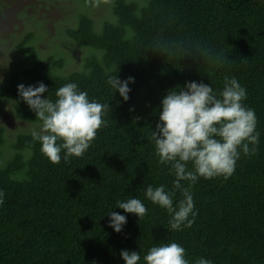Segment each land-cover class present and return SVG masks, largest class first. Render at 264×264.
<instances>
[{"label":"trees","instance_id":"obj_1","mask_svg":"<svg viewBox=\"0 0 264 264\" xmlns=\"http://www.w3.org/2000/svg\"><path fill=\"white\" fill-rule=\"evenodd\" d=\"M112 11L100 29L86 13L66 28L85 52L65 73L55 71L66 67L63 58L39 55L32 32L15 46L29 65L12 74L10 85L0 84V99L13 102L17 118L40 122L18 96L19 84L43 82L49 91L42 98L55 101L59 87L76 83L109 108L81 157L54 164L31 132L17 135L8 156L0 150V264H125L123 249L140 252L144 264L152 246L172 242L184 247L189 264L201 257L264 264V0H114ZM109 75L135 78L127 102L106 83ZM226 76L246 89L243 104L255 110L259 146L254 155L241 153L227 179L201 177L191 187L182 181L198 214L191 228L169 231L166 210L144 196L148 185L172 190L175 179L149 140L161 100L189 81L219 92ZM132 197L148 209L143 218L111 209ZM180 199L177 191L174 203ZM108 211L127 216L121 232L109 227Z\"/></svg>","mask_w":264,"mask_h":264},{"label":"clouds","instance_id":"obj_2","mask_svg":"<svg viewBox=\"0 0 264 264\" xmlns=\"http://www.w3.org/2000/svg\"><path fill=\"white\" fill-rule=\"evenodd\" d=\"M106 83L127 102L131 92L129 85L135 83V78L129 76L121 80L117 75H109ZM17 91L41 122L39 130L31 131L32 140L40 143L41 153L54 164L62 159L68 162L72 157H81L90 148L97 131L105 126L102 117L109 104L90 100L88 93L79 90L76 83L59 87L55 101L42 98L49 91L43 82L28 86L19 84ZM246 99V89L235 77L227 76L219 92L214 91L212 85L189 81L178 90H169L162 98L159 120L155 129H151L149 140L154 143L159 163L170 165L175 179L172 190L166 191L163 184L148 185L144 196L166 210L170 217L169 231L191 228L198 214L193 195L182 181L189 182L191 187L201 177L227 179L233 175L241 153L245 156L256 153L260 133L255 110L243 104ZM177 191L182 199L174 203ZM3 196L0 190V204ZM113 208L135 214L138 220L148 211L135 197L117 201ZM106 214L109 227L121 232L127 216L116 211ZM120 256L125 264H140L141 261L137 251L123 249ZM143 261L144 264H189L184 247L175 242L152 246L143 255ZM196 264H212V261L201 257Z\"/></svg>","mask_w":264,"mask_h":264},{"label":"rangeland","instance_id":"obj_3","mask_svg":"<svg viewBox=\"0 0 264 264\" xmlns=\"http://www.w3.org/2000/svg\"><path fill=\"white\" fill-rule=\"evenodd\" d=\"M114 0H0V84L10 85L12 74L29 65L26 56L19 54L15 46L29 33L31 44L46 59L55 55L64 59L66 67L55 69L65 73L79 66L85 48L77 45L66 34L68 27H76L79 16L86 13L100 29L105 19L113 18ZM11 100L0 99V125L5 127L6 144L0 147L3 156L12 152V145L20 133L39 130L41 122H30L16 117Z\"/></svg>","mask_w":264,"mask_h":264}]
</instances>
